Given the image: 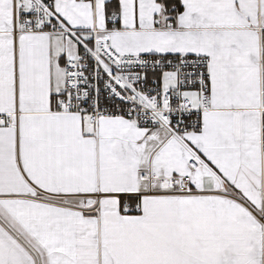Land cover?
<instances>
[{
  "label": "snow or ice",
  "instance_id": "1",
  "mask_svg": "<svg viewBox=\"0 0 264 264\" xmlns=\"http://www.w3.org/2000/svg\"><path fill=\"white\" fill-rule=\"evenodd\" d=\"M0 264H264V0H0Z\"/></svg>",
  "mask_w": 264,
  "mask_h": 264
}]
</instances>
